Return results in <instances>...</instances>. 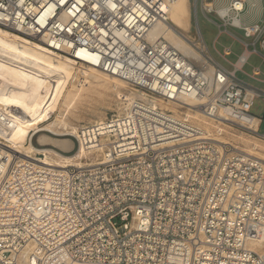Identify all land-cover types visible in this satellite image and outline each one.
Masks as SVG:
<instances>
[{
    "label": "built area",
    "instance_id": "1",
    "mask_svg": "<svg viewBox=\"0 0 264 264\" xmlns=\"http://www.w3.org/2000/svg\"><path fill=\"white\" fill-rule=\"evenodd\" d=\"M175 1L0 0V28L156 100L81 127L75 148L94 152L81 167L10 164L0 138V264H264V251L247 246L264 235V161L185 115L219 119L221 133L255 119L245 133L264 140L250 114L264 91L237 77L262 83L259 68L247 76L243 66L257 45L264 53V20L243 25L245 2L229 0L221 16L214 0H199L248 41L237 39L233 71L209 68L199 28L200 63L152 36ZM189 2L195 15L198 0ZM185 99L198 101L195 112Z\"/></svg>",
    "mask_w": 264,
    "mask_h": 264
},
{
    "label": "bare ground",
    "instance_id": "2",
    "mask_svg": "<svg viewBox=\"0 0 264 264\" xmlns=\"http://www.w3.org/2000/svg\"><path fill=\"white\" fill-rule=\"evenodd\" d=\"M189 1L176 0L171 4L165 12L166 21L155 25L151 34L156 39L163 38L186 57L200 63L199 54L194 48V46L202 47V43L198 41V34L180 30L189 27L190 15L186 11V7L190 6ZM237 3L242 6L243 1L237 0ZM211 6L208 3L207 8L210 9ZM220 14L229 15L226 5L223 6ZM193 16L194 23L195 15ZM174 21L178 24V28L174 27ZM247 56L246 52L242 59ZM209 59L210 62L207 61L209 68L218 65L211 56ZM237 66H241V63ZM118 81L102 71L77 65L74 61L55 55L30 39L0 28V118L2 119L0 138L5 144L3 154L11 160L10 164L31 162L34 165L59 169L84 166V160L93 162L94 158L91 154L94 152L86 151L84 147H79L72 156H64L51 149H38L29 143V140L39 132L58 136L61 135V130H68L63 135L77 137L81 127L73 128L62 119H66L75 106L80 105L85 97L93 93L103 99L113 92L117 99L126 101L127 106L116 115L128 111L132 101L156 102L153 97L127 89ZM184 103L191 107L192 111H196L193 107L198 101L185 99ZM56 112H59V116L53 119ZM185 115L190 116L193 124L204 128L208 133L211 134L210 128L217 132V138L214 140L216 143L229 144L230 139L235 151L247 156H256L264 161V144H261L260 138L251 136L252 139L249 140L245 133L257 128V120L250 119L246 127L235 133L230 132L226 137L218 131L221 127L219 119L211 121L198 113H185ZM52 119L51 123L46 124ZM103 122L95 121L93 124L98 125ZM209 122L213 124L210 126ZM37 141L41 145H52L63 152L70 153L73 150V143L70 140L54 139L41 134ZM37 155H43L45 158H38ZM247 246L253 251L263 252L264 235L258 240L251 239Z\"/></svg>",
    "mask_w": 264,
    "mask_h": 264
},
{
    "label": "rangeland",
    "instance_id": "3",
    "mask_svg": "<svg viewBox=\"0 0 264 264\" xmlns=\"http://www.w3.org/2000/svg\"><path fill=\"white\" fill-rule=\"evenodd\" d=\"M229 0H214V6L215 8H221L223 6H225L228 3ZM254 3V0H245V13L243 15V17L241 18V22L243 25H250L253 24L255 22L259 21L260 18V11L262 9H264V1H261L260 3H257V7H252L251 5ZM186 11L189 13L190 15V23H189V27L188 28H180V30H185L184 32H189V33H195L196 32V25L199 28V31L202 35L203 41L205 43V46L207 47L209 54L211 55L212 59H214V61L221 65L222 67H224L226 70L228 71H233V67L232 64H234L237 60V58L243 53V45L241 43H239V40H241L243 43L248 42L247 39H245L243 32L233 29L231 27H227L226 31L223 28V24L220 22V20L217 18L216 15H204L201 11V7H200V1L198 0V4H197V11H196V17H195V22H192V18L193 16V10L191 9L190 6L186 7ZM262 20H264V13H263V17H261ZM174 27L178 28V24L176 23V21L173 22ZM220 27V28H219ZM189 30V31H188ZM222 31V33L220 34L219 31ZM183 32V31H182ZM236 38V39H235ZM217 39V42L215 44V50L213 48V42L214 40ZM225 47H230L231 51H232V56L227 58V62H225L223 59H221V57L219 55H221L223 53V49ZM252 47L249 48L250 51H252ZM256 54H252L249 59L248 62L243 66V72H245V74L247 76H252V72L254 69L259 68L261 75L259 76L258 80L261 81L262 83H258L255 81H252L248 78H246L245 76H243L242 74L238 73L237 77L246 81L247 83H249L251 86L264 91V59L262 58L264 56L261 48L259 45L256 46ZM118 81V80H117ZM120 84H123L125 88L130 89L128 85H126L125 83L118 81ZM70 86V85H69ZM68 86V88H69ZM96 90V89H95ZM126 92V90H125ZM115 93L110 92L109 95L103 99H100L96 93H93L91 95H88L87 97H85L82 100V103L80 105L75 106L70 112V114L68 115V117L66 119H62L64 120L67 124H69L70 126H72L73 128L79 129L82 126L85 125H92L95 121L98 122H103L104 120H106L107 118H109L112 115H116L117 113H120L124 107L127 106L128 103H125L126 101H121L119 99H117L114 95ZM111 99V102H110ZM264 98L262 97V99H256L253 103V106L250 110V114L252 116H255L257 118H262L261 124H260V134L264 133ZM119 110V111H118ZM55 116H59V112H56L53 119H56L57 117ZM50 120L49 122H47L46 124L51 123ZM59 120V119H58ZM210 123V126L211 122ZM204 129V128H203ZM211 129V128H210ZM211 134H214L213 138L216 139V134L217 132L210 130ZM226 130L224 132H222V136H229L228 133H235L237 132L239 129H232L229 130L227 128H225ZM205 130V129H204ZM68 130L64 131L61 130L60 133L61 135H52L49 134L47 132H39L36 135H34L30 140V143L38 148V149H51L55 152H57L60 155H64V156H72L73 154H75L77 152V149L75 148V144L73 142V140L71 139V137H75V135L72 136H68V135H63V133H66ZM227 133V135H226ZM41 134H45L48 135L54 139H59V140H70L73 143V149L70 153L68 152H63L60 149H56L54 148L52 145H41L38 143L37 138L39 135ZM247 138L249 140L252 139V137L250 135H247ZM261 141V144H264V140L259 139ZM229 144H232V142H230L231 140L229 139ZM242 146V145H241ZM61 151L63 152V154L61 153ZM67 153V154H65ZM41 156V155H40ZM43 156V155H42ZM256 157V156H254ZM42 158V157H41ZM45 157L43 156V159ZM84 163V162H83Z\"/></svg>",
    "mask_w": 264,
    "mask_h": 264
},
{
    "label": "crops",
    "instance_id": "4",
    "mask_svg": "<svg viewBox=\"0 0 264 264\" xmlns=\"http://www.w3.org/2000/svg\"><path fill=\"white\" fill-rule=\"evenodd\" d=\"M243 1V3L245 2V0H242ZM261 1H264V0H254V3L251 5L253 8L254 7H257V3H260ZM229 2V1H228ZM264 9H262L261 11H260V18L261 17H263V13H264V11H263ZM259 18V19H260ZM264 54V53H263ZM247 55H249V52H247ZM263 59H264V56L262 57Z\"/></svg>",
    "mask_w": 264,
    "mask_h": 264
}]
</instances>
